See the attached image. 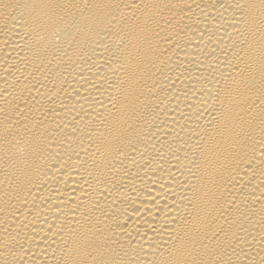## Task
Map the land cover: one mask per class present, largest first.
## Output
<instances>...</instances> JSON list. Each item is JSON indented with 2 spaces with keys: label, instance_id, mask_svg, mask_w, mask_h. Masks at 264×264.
<instances>
[{
  "label": "bare ground",
  "instance_id": "1",
  "mask_svg": "<svg viewBox=\"0 0 264 264\" xmlns=\"http://www.w3.org/2000/svg\"><path fill=\"white\" fill-rule=\"evenodd\" d=\"M0 264H264V0H0Z\"/></svg>",
  "mask_w": 264,
  "mask_h": 264
}]
</instances>
